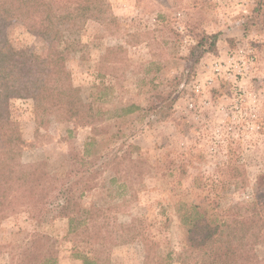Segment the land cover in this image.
I'll list each match as a JSON object with an SVG mask.
<instances>
[{"label": "rangeland", "instance_id": "obj_1", "mask_svg": "<svg viewBox=\"0 0 264 264\" xmlns=\"http://www.w3.org/2000/svg\"><path fill=\"white\" fill-rule=\"evenodd\" d=\"M107 2L111 19H88L80 30L64 31L74 42L66 43L64 57L71 78L96 102L90 124L54 119L39 125L28 98L10 99L9 117L25 142L22 163L67 166L93 134L91 154L125 149L132 162L126 173L103 172L98 186L79 198L93 219L75 229L50 216L37 227L25 212L1 219L0 264L37 263L35 227L45 236L42 252H51L55 264H85L84 258L158 264L167 255L175 264L186 237L185 208L199 203L229 215L249 205L255 178L264 173V25L254 11L257 0ZM16 13L13 4L9 40L44 56L46 44ZM200 31L217 34L216 49L192 65L190 47ZM214 61L222 66L219 76L212 73ZM208 77H214L209 86ZM193 83L201 85L198 94ZM170 92L172 106L159 119L170 98L157 96ZM190 97L195 110L188 108ZM127 104L139 109L123 116ZM256 252L263 256L264 244Z\"/></svg>", "mask_w": 264, "mask_h": 264}, {"label": "trees", "instance_id": "obj_2", "mask_svg": "<svg viewBox=\"0 0 264 264\" xmlns=\"http://www.w3.org/2000/svg\"><path fill=\"white\" fill-rule=\"evenodd\" d=\"M13 4L17 8L16 21L46 44L44 56L37 57L29 48L16 47L9 40L7 28L12 21ZM108 9L107 0H0V220L25 212L37 227L50 216L67 219L69 228L75 229L83 219H93L92 212L81 206L79 198L98 186V178L106 170L115 176L128 170L132 162L129 150L91 154L94 134L84 143L81 155L69 156L67 166L48 169L40 160L22 163L18 158L25 142L9 117V100L28 98L39 125L54 119L76 127L90 124V118L97 113L96 102L84 97L83 89L71 78L64 60L70 40L64 31H78L88 19H111ZM254 11L264 25V0H257ZM196 37L189 52L192 65L204 53L216 49V33L200 31ZM103 59L110 62L109 57ZM163 97L170 98V103L160 112L159 119L166 116L174 99L171 92L157 96L161 100ZM138 109L135 104H127L120 111L127 116ZM115 176L111 179L115 180ZM250 198L249 205L226 216L199 203L185 208L180 220L186 227V237L172 261L264 264V255L256 252V247L264 244V173L255 178ZM37 227L33 228L38 251L36 264H55L51 252H42L46 245L41 239L45 236L35 231ZM168 259V255L160 258L158 264H169ZM83 261L92 263L90 258Z\"/></svg>", "mask_w": 264, "mask_h": 264}, {"label": "built area", "instance_id": "obj_3", "mask_svg": "<svg viewBox=\"0 0 264 264\" xmlns=\"http://www.w3.org/2000/svg\"><path fill=\"white\" fill-rule=\"evenodd\" d=\"M211 69H212V73L214 76H219L220 75V72L222 70V66L219 62L217 61H214L212 62L211 64ZM213 78L214 77H208L205 81V85L209 86L211 85L212 81H213ZM201 91V85L198 84V83H193L192 85V93L193 94H198L199 92ZM240 99H242V96L240 97ZM187 105H188V108L191 109V110H195L196 107H195V104H194V100L192 97H190L188 99V102H187Z\"/></svg>", "mask_w": 264, "mask_h": 264}]
</instances>
